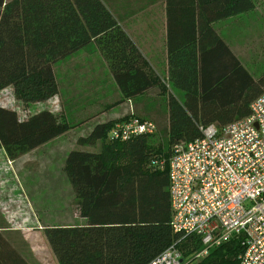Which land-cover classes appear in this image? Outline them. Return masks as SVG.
<instances>
[{
	"label": "trees",
	"instance_id": "obj_1",
	"mask_svg": "<svg viewBox=\"0 0 264 264\" xmlns=\"http://www.w3.org/2000/svg\"><path fill=\"white\" fill-rule=\"evenodd\" d=\"M252 8V0H165L168 67L161 82L104 0H0V90L11 86L24 106L54 96L53 64L90 42L123 99L155 87L167 96V118L162 121L160 114L162 122L155 123L159 136L154 131L111 138L113 125L132 113L96 123L67 152L63 169L85 222L43 228L58 264H146L175 242L183 264L197 260L201 238L170 226L169 157L164 159L168 148L161 142L194 140L202 135L201 125L220 127L249 115L250 103L264 92V71L253 75L213 24ZM71 126L47 108L20 118L0 105V148L14 160ZM242 249L233 237L197 261L238 264ZM0 264L41 263L26 258L0 232Z\"/></svg>",
	"mask_w": 264,
	"mask_h": 264
},
{
	"label": "built area",
	"instance_id": "obj_2",
	"mask_svg": "<svg viewBox=\"0 0 264 264\" xmlns=\"http://www.w3.org/2000/svg\"><path fill=\"white\" fill-rule=\"evenodd\" d=\"M199 129L200 137L176 142L168 159L170 226L201 238L195 259L234 237L243 246L238 264H264V92L249 115ZM154 131V121L133 116L116 122L109 136L125 140ZM154 163L161 167L164 160ZM146 264H183L182 254L175 242Z\"/></svg>",
	"mask_w": 264,
	"mask_h": 264
},
{
	"label": "rangeland",
	"instance_id": "obj_3",
	"mask_svg": "<svg viewBox=\"0 0 264 264\" xmlns=\"http://www.w3.org/2000/svg\"><path fill=\"white\" fill-rule=\"evenodd\" d=\"M262 1H253V7L256 3L255 8L258 9L255 12L238 14L217 24L219 32L235 47L245 66L255 76L264 71V32H260L264 20L256 19L261 10H264ZM250 21L254 24V29L246 27L245 24ZM245 42L249 45L246 46ZM62 61L54 63L57 74L60 72L59 67L62 65ZM151 70L166 82V76L163 73ZM60 76L63 75L60 73ZM65 78L67 79V77ZM156 89L158 90V88ZM174 93L181 97L178 90H174ZM160 95L156 103L159 113L164 114L167 111L166 92ZM57 101L58 99L56 101L50 99L43 107L58 115L60 106ZM68 104L70 105V102ZM0 105L16 110L20 118H25L27 115L37 112L34 110L43 108L40 106L35 108L37 106L32 107L31 104L24 106L16 99L10 86L0 90ZM116 109L119 110L117 107ZM72 111L73 109H70L71 117ZM70 121L71 119H68V122ZM74 133L71 130L68 136L53 141L48 146H38L14 160L9 159L0 148V223L4 221L7 227L22 229L32 234L29 241L32 243L31 245L36 246V256L35 252L33 253L31 250L30 244L25 242L26 240L23 242L25 248L17 246L23 254L38 262L51 263L52 257H54L51 256V249L43 233V228L47 225L67 222L70 216L79 217L73 188L63 169L65 156L72 149L68 148L69 138ZM155 136H159L158 131L155 132ZM161 144L163 150L167 151L168 148V156L164 158L167 159L171 156L172 146L162 142ZM197 260L189 264H198Z\"/></svg>",
	"mask_w": 264,
	"mask_h": 264
},
{
	"label": "crops",
	"instance_id": "obj_4",
	"mask_svg": "<svg viewBox=\"0 0 264 264\" xmlns=\"http://www.w3.org/2000/svg\"><path fill=\"white\" fill-rule=\"evenodd\" d=\"M104 1L112 8L115 14L119 16L122 27L134 40L140 52L148 62V66L156 73L159 71L166 76L168 57L166 45L167 25L165 0ZM255 5L256 3H254L252 9L244 13H253L258 10L255 8ZM262 6L264 8V0L262 1ZM260 9L262 8L260 7ZM257 18L264 20V10H261L256 19ZM218 23L219 22L213 24L216 29ZM245 25L249 27V29H254L252 21ZM217 31L219 32L218 29ZM260 32H264V24L260 27ZM245 45L248 46L249 44L245 42ZM60 60L63 61L61 63L62 65L59 67L60 72L58 74L55 73L56 70L53 64V71L58 85V92L54 96L58 99L57 103L60 106L58 109V116L67 122L68 119H71L69 123H71L72 126L63 134L40 146H48L51 142L68 136V133L73 130L75 133L70 136V144L68 146L69 149L73 148L76 146L77 139L87 135L96 123L121 119L132 113L137 117L152 120L157 124L167 118V111L164 112L165 117L159 113L156 100L158 96L161 95L159 94V89L157 90L156 87L150 88L143 94L130 99L122 98V94L109 67L95 43L90 42ZM60 73L63 76H60ZM65 77H67V79ZM160 80L164 82L162 78H160ZM52 97L43 102L31 103V105L32 107L36 105L37 107L35 108L39 106L45 107ZM68 102H70V105ZM44 107L40 109H44ZM116 107L119 108V110H117ZM40 109L34 110V112ZM70 109H73L72 117L70 116ZM158 115L163 117L162 121L158 118ZM84 222L85 219L80 216L78 218L70 216L69 221L61 224L81 225ZM0 226H6L4 221H1ZM0 232H2L7 241L12 243L18 250L19 248L17 245L25 248L23 242L26 240L25 242L30 244L31 250L33 253L35 252L36 256V246H34V244L31 245L32 243L29 241L30 236H32L31 233L11 227H4L0 229ZM20 252L23 254L22 251ZM52 254L51 250V256H54V254ZM25 257L29 258L27 255H25ZM52 258L53 260L51 263H44L41 261L40 263L58 264L55 256Z\"/></svg>",
	"mask_w": 264,
	"mask_h": 264
}]
</instances>
